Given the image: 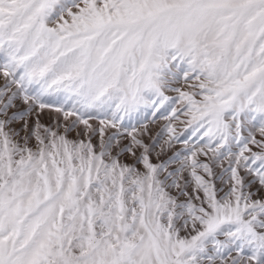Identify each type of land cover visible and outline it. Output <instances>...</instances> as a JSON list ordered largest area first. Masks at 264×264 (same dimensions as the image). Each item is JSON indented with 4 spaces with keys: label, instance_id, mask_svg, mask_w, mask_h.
<instances>
[{
    "label": "snow or ice",
    "instance_id": "obj_1",
    "mask_svg": "<svg viewBox=\"0 0 264 264\" xmlns=\"http://www.w3.org/2000/svg\"><path fill=\"white\" fill-rule=\"evenodd\" d=\"M0 264H264V0H0Z\"/></svg>",
    "mask_w": 264,
    "mask_h": 264
}]
</instances>
